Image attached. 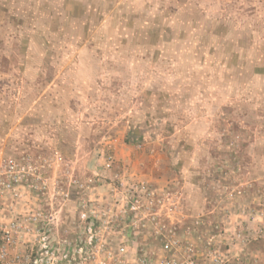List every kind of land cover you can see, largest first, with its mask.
<instances>
[{"label":"rangeland","instance_id":"374dc122","mask_svg":"<svg viewBox=\"0 0 264 264\" xmlns=\"http://www.w3.org/2000/svg\"><path fill=\"white\" fill-rule=\"evenodd\" d=\"M6 159L136 262L264 264V0H0Z\"/></svg>","mask_w":264,"mask_h":264},{"label":"built area","instance_id":"2783aa9c","mask_svg":"<svg viewBox=\"0 0 264 264\" xmlns=\"http://www.w3.org/2000/svg\"><path fill=\"white\" fill-rule=\"evenodd\" d=\"M2 164L0 264H143L130 255L122 234L136 227L128 222L126 210L118 215H110L109 209L101 217L82 216L83 225L64 231L57 218L44 213L40 201H20L18 189L24 174L16 161L6 159ZM26 187L31 192L34 184ZM116 235L121 237L118 242L112 240Z\"/></svg>","mask_w":264,"mask_h":264}]
</instances>
